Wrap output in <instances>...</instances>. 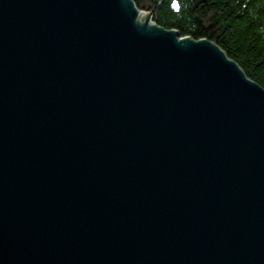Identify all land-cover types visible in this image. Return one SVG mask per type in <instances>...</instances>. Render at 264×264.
I'll return each mask as SVG.
<instances>
[{
  "label": "water",
  "instance_id": "95a60500",
  "mask_svg": "<svg viewBox=\"0 0 264 264\" xmlns=\"http://www.w3.org/2000/svg\"><path fill=\"white\" fill-rule=\"evenodd\" d=\"M141 13L0 0V264H264V89Z\"/></svg>",
  "mask_w": 264,
  "mask_h": 264
},
{
  "label": "trees",
  "instance_id": "16d2710c",
  "mask_svg": "<svg viewBox=\"0 0 264 264\" xmlns=\"http://www.w3.org/2000/svg\"><path fill=\"white\" fill-rule=\"evenodd\" d=\"M180 38L206 40L264 89V0H132Z\"/></svg>",
  "mask_w": 264,
  "mask_h": 264
},
{
  "label": "bare ground",
  "instance_id": "6f19581e",
  "mask_svg": "<svg viewBox=\"0 0 264 264\" xmlns=\"http://www.w3.org/2000/svg\"><path fill=\"white\" fill-rule=\"evenodd\" d=\"M137 22H139V23H144V22H146V15L143 14V13L138 14V16H137Z\"/></svg>",
  "mask_w": 264,
  "mask_h": 264
},
{
  "label": "rangeland",
  "instance_id": "374dc122",
  "mask_svg": "<svg viewBox=\"0 0 264 264\" xmlns=\"http://www.w3.org/2000/svg\"><path fill=\"white\" fill-rule=\"evenodd\" d=\"M149 28V27H148Z\"/></svg>",
  "mask_w": 264,
  "mask_h": 264
}]
</instances>
